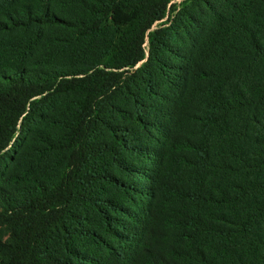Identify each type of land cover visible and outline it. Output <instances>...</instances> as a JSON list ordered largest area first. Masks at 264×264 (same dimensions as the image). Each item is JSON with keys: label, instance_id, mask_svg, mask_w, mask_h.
<instances>
[{"label": "trees", "instance_id": "obj_1", "mask_svg": "<svg viewBox=\"0 0 264 264\" xmlns=\"http://www.w3.org/2000/svg\"><path fill=\"white\" fill-rule=\"evenodd\" d=\"M25 1L0 0V264H238L264 0Z\"/></svg>", "mask_w": 264, "mask_h": 264}, {"label": "rangeland", "instance_id": "obj_2", "mask_svg": "<svg viewBox=\"0 0 264 264\" xmlns=\"http://www.w3.org/2000/svg\"><path fill=\"white\" fill-rule=\"evenodd\" d=\"M182 0H177V2H181ZM31 7H36L40 4L39 1L36 0H27L25 1ZM161 21L155 23V25L160 24ZM142 63V62H141ZM139 63V64H141ZM262 67H258L256 69V75L259 74L262 70ZM257 134L252 133L247 135L241 142L240 146L245 150V157L250 159L254 156L255 148L257 147ZM235 214L234 211L227 210L226 217L231 218ZM9 236V231L6 227L0 226V237L2 239H6ZM253 238H259L264 240V225L261 223L255 224L254 228L251 231V234L248 238L247 242L241 243L238 247V264H264V245L258 249V251L253 250L250 246H252ZM215 264H230V262L226 259H219Z\"/></svg>", "mask_w": 264, "mask_h": 264}, {"label": "water", "instance_id": "obj_3", "mask_svg": "<svg viewBox=\"0 0 264 264\" xmlns=\"http://www.w3.org/2000/svg\"><path fill=\"white\" fill-rule=\"evenodd\" d=\"M145 60H146V59H145ZM145 60H144V61H145ZM144 61H142V63H143ZM142 63H141V64H142ZM141 64H139V65H141Z\"/></svg>", "mask_w": 264, "mask_h": 264}]
</instances>
